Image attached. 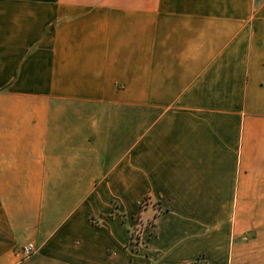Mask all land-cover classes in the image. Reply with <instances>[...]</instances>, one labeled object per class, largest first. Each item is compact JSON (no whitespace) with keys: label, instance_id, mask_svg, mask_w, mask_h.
I'll return each instance as SVG.
<instances>
[{"label":"crops","instance_id":"obj_1","mask_svg":"<svg viewBox=\"0 0 264 264\" xmlns=\"http://www.w3.org/2000/svg\"><path fill=\"white\" fill-rule=\"evenodd\" d=\"M0 153V264H264V0H0Z\"/></svg>","mask_w":264,"mask_h":264},{"label":"rangeland","instance_id":"obj_2","mask_svg":"<svg viewBox=\"0 0 264 264\" xmlns=\"http://www.w3.org/2000/svg\"><path fill=\"white\" fill-rule=\"evenodd\" d=\"M0 157H10L11 159H14L16 161V164L18 165V167L23 166L26 164V161H28V159L31 158H39L40 157V153H0ZM35 165V164H34ZM144 202L141 203V207L144 206ZM141 224L137 223V226H135L132 230H131V239L130 242L137 243L139 242L140 238L137 234H139L138 229H142L144 226H138Z\"/></svg>","mask_w":264,"mask_h":264},{"label":"built area","instance_id":"obj_3","mask_svg":"<svg viewBox=\"0 0 264 264\" xmlns=\"http://www.w3.org/2000/svg\"><path fill=\"white\" fill-rule=\"evenodd\" d=\"M34 252V246L32 244H28L22 249V255L24 258L29 257Z\"/></svg>","mask_w":264,"mask_h":264}]
</instances>
